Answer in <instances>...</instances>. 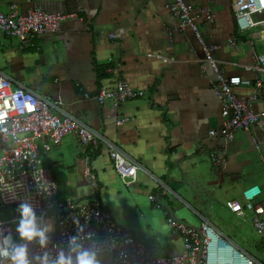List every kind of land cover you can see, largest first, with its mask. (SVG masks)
Segmentation results:
<instances>
[{
  "label": "crops",
  "instance_id": "1",
  "mask_svg": "<svg viewBox=\"0 0 264 264\" xmlns=\"http://www.w3.org/2000/svg\"><path fill=\"white\" fill-rule=\"evenodd\" d=\"M164 1L32 0L67 19L57 33L33 36L25 48L18 46L24 55L15 60L12 74L141 168L134 186L126 188L113 171L106 145L82 150L66 137L39 153L38 165L51 171L57 200L97 201L124 231L157 256L169 257L182 253L184 237L168 228V218L192 229L208 219L223 235L218 224L226 202H242L244 190L257 188V201L264 204V122L235 132L228 142L209 137L222 123L214 76L210 71L203 75V55L193 34L178 30L179 21L164 9ZM184 1L210 8L212 23L198 22L203 38L218 47L215 57L225 63L227 76L261 83L252 109L257 115L264 112V72L247 69L254 64L252 54L264 53V44L257 43L256 51L248 36L237 34L230 0ZM13 3L22 15L30 7L24 0H2L0 10L6 14ZM232 37L241 43L236 50L227 46ZM116 83L142 93L120 105L119 118L126 119L120 126L110 116V104L94 100ZM235 93L247 99L256 91L248 86ZM211 154L222 155L223 164L213 165ZM87 170L90 177H85ZM16 232L28 235L21 228Z\"/></svg>",
  "mask_w": 264,
  "mask_h": 264
},
{
  "label": "built area",
  "instance_id": "2",
  "mask_svg": "<svg viewBox=\"0 0 264 264\" xmlns=\"http://www.w3.org/2000/svg\"><path fill=\"white\" fill-rule=\"evenodd\" d=\"M24 1L30 5L24 15L14 3L7 6L6 14L0 10V32L16 39L20 49L28 45L30 37L57 33L67 19L44 11L32 0ZM163 7L177 17L178 30L193 34L203 55L200 66L203 75L210 71L214 76L212 90L221 107L222 123L220 129L209 132V137L228 142L235 132L247 131L255 123L264 122V112L257 115L252 109L259 98L261 83L227 76L225 63L215 57L218 47L208 44L199 30V20L206 23L214 20L210 8H195L184 0H165ZM230 10L237 34L248 36L250 46L264 44V0H230ZM239 45L234 37L228 39L230 48L236 50ZM252 55L254 64L247 69L264 72V53ZM248 86H253L256 94L247 99L236 95L235 90ZM141 96V92L124 83H116L109 90L102 89L94 100L100 105L109 103L110 116L116 117V126H120L126 123L125 118H119L120 105ZM66 137H71L82 150L106 145L108 159L121 185L134 186L141 171L138 164L57 105L0 72V209L20 206L35 214L0 220V264H264V204L257 201L260 195L257 188L244 190L242 202L228 201L225 207L242 220L250 215L253 233L262 242L260 257L235 246L208 219H201L200 226L192 229L172 218L166 224L184 237V248L180 255L160 257L118 226L97 201L57 200L51 171L38 165L39 153L40 149L48 151L50 146H59ZM210 160L216 166L224 162L219 154H211ZM260 163L264 169L262 155ZM85 177H90L88 170ZM149 201L156 199L150 197ZM24 222L28 223L26 231L32 233L25 240L14 229L15 224ZM50 223H54V230Z\"/></svg>",
  "mask_w": 264,
  "mask_h": 264
},
{
  "label": "rangeland",
  "instance_id": "3",
  "mask_svg": "<svg viewBox=\"0 0 264 264\" xmlns=\"http://www.w3.org/2000/svg\"><path fill=\"white\" fill-rule=\"evenodd\" d=\"M3 2L7 4L10 0H3ZM17 43L16 39L6 37L0 32V71L3 74L12 77L14 80H17V82H19L18 84H23L24 81L21 78L12 74V72L17 71L14 70L16 66L15 60H19L20 57L24 55V52L19 49V44L17 45ZM258 46L260 45L255 43L256 51ZM262 46L264 47V45ZM19 64V66H21L23 63L19 62ZM221 211V222L218 225L220 227L219 230L223 233V235L227 237L235 246L242 249L246 253L260 257L262 254V242L255 236L252 228L250 227V215L247 214V217L242 220L239 218L237 219L226 209ZM34 216V213L27 211L23 214V209L20 206L8 207L3 210L0 209V220L2 221L10 220L13 217L25 218ZM47 223L48 222L46 221V224ZM15 227L17 229L16 231H19V228L24 231L26 228L28 229V223L24 222L22 226L17 224ZM19 235L23 240H25L30 238L32 233L28 232V235L24 236L22 232Z\"/></svg>",
  "mask_w": 264,
  "mask_h": 264
}]
</instances>
